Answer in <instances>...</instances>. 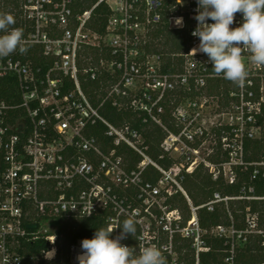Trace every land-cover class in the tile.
Listing matches in <instances>:
<instances>
[{
    "label": "built area",
    "instance_id": "obj_1",
    "mask_svg": "<svg viewBox=\"0 0 264 264\" xmlns=\"http://www.w3.org/2000/svg\"><path fill=\"white\" fill-rule=\"evenodd\" d=\"M23 2L30 24L23 46L38 51L41 62L12 54L0 58V85L8 81L17 86L11 103L0 97V264L54 260L57 235L45 225L98 212L107 213L110 228L134 216L137 232L121 243L134 254L146 244L155 245L166 264H181L186 253L191 254L186 264H204L202 255L212 253L209 242L215 239L224 247L216 264H239V255L254 243L264 249L260 215L247 208L236 218L231 205L264 198L216 193L208 209L223 203L228 224L203 229L198 208L182 186L184 174L155 162L144 135L150 127L164 133L160 160L173 150L199 155L195 145L217 136L225 159L195 158L188 167L181 164L184 171L192 173L194 166L204 164L214 181L229 185L236 184L237 169L250 171L252 182L264 178V156L260 162L246 160L247 142L263 135L264 66L253 64L245 51L248 76L243 86L217 76L206 54L193 52L199 44L191 35L197 25L196 0ZM101 5L109 10L103 34L93 29ZM181 17L183 26H176ZM241 21L236 13L231 27ZM163 24L187 31V51H155L154 34ZM108 111L130 118L113 123ZM127 151L140 159L135 168ZM150 166L158 173L156 182L147 179ZM247 191L255 192L253 186L243 189ZM179 193L191 209L188 221L172 206ZM29 225L38 228L28 230ZM120 231L114 229L113 238ZM39 239L48 242L54 258L21 254L23 243ZM81 241L71 248V264H78Z\"/></svg>",
    "mask_w": 264,
    "mask_h": 264
},
{
    "label": "trees",
    "instance_id": "obj_2",
    "mask_svg": "<svg viewBox=\"0 0 264 264\" xmlns=\"http://www.w3.org/2000/svg\"><path fill=\"white\" fill-rule=\"evenodd\" d=\"M23 0H0V14L8 13L13 15L15 24L11 27L18 28L23 32V38L26 37V30L29 29L30 24L26 20L23 11ZM85 6V4H84ZM91 5H87L89 8ZM109 18V10L107 7L101 5L95 10V19L93 22V29L103 34ZM155 51H162L165 54L182 53L188 50V33L186 30L181 32L169 30L168 24H163L157 29L154 34ZM26 51L21 53L19 50L12 53L17 58L23 60H32L35 64H40L41 58L39 52L30 47H26ZM86 87V86H85ZM94 88L97 85H93ZM219 84L215 88H218ZM17 93V86L14 82L3 81L0 85V97L7 100L9 103L13 101ZM109 112V111H108ZM107 117L113 122H121L125 118H130L128 114H120L117 111H110L107 113ZM263 125L262 138L256 141H250L246 144L248 162H260L264 156V119L261 121ZM172 131H175L171 127ZM145 137L149 145V156L158 164L170 168L172 165L169 160H160L161 156V131L157 127H153L150 132H146ZM126 151V149H125ZM127 157L130 159V166L135 168L140 162L133 152L127 151ZM203 165L193 171L191 174L184 172V180L182 186L192 201L194 207L198 208L197 215L198 220L203 229H211L220 224H228V218L225 212L224 204L219 203L215 205L214 211L208 209L207 204L214 200L216 193L221 194L222 197H256L264 198V178L259 176L255 181L250 180V171L242 172L238 171V180L236 184H226L223 179L214 181L210 174L203 173ZM159 176L155 168L150 166L147 171V179L156 182ZM250 186L254 188V194L243 192V189L247 190ZM233 207V213L236 218L240 217L238 211H245L247 208L251 209L252 213H258L261 219L264 218V200H240L231 203ZM235 205H240V208H234ZM172 206L179 208L183 213L185 221L191 218V209L188 201L182 193H179L172 200ZM244 217V215H243ZM240 219V218H239ZM59 230L57 232V253L56 257L52 261L41 260L40 264H71L70 253L71 248L79 240L85 238L91 239L97 228L109 227L107 213L98 212L91 218L87 219H71L68 222L59 221ZM110 228V227H109ZM213 251L210 254L202 255V262L204 264L219 263L220 258L224 255L223 244L221 241L215 239L209 242ZM183 247L188 246L183 244ZM49 244L45 239H39L35 242L23 243L21 254L27 255L30 258H41L45 251H49ZM189 262V260H188ZM264 262V249L260 243H254L249 245L239 255V264H262Z\"/></svg>",
    "mask_w": 264,
    "mask_h": 264
},
{
    "label": "clouds",
    "instance_id": "obj_3",
    "mask_svg": "<svg viewBox=\"0 0 264 264\" xmlns=\"http://www.w3.org/2000/svg\"><path fill=\"white\" fill-rule=\"evenodd\" d=\"M196 5L193 19L197 25L191 35L199 39V44L193 52L206 54L217 76L243 86L248 76L243 52L251 54L253 64L264 66V0H196ZM236 13L241 14L242 21L231 27ZM14 24L13 15L0 14V58L17 50L26 51L23 32L11 27ZM175 24L183 26V18H177ZM116 228L121 231L113 238ZM136 232L134 216L115 228H97L91 239L81 241L78 264H166L162 250L155 245L146 244L134 254L131 247L121 243ZM44 256L51 260L54 251H45Z\"/></svg>",
    "mask_w": 264,
    "mask_h": 264
},
{
    "label": "rangeland",
    "instance_id": "obj_4",
    "mask_svg": "<svg viewBox=\"0 0 264 264\" xmlns=\"http://www.w3.org/2000/svg\"><path fill=\"white\" fill-rule=\"evenodd\" d=\"M153 127H150V129L148 130V132H150V130H152ZM164 137V133L161 132V139H163ZM217 136H211L210 138H208L205 142L204 145L200 144H196L195 146H197V148L200 151L199 155H196L193 153V151H190L189 149H184L185 153L182 155V152H175L174 150L169 152L170 155H167L164 160H173V162L171 161L172 165L170 167L174 168L175 171H177L180 174H191V172H187L184 171L181 164L184 165L185 167H188L189 163H191V161L195 158H201V159H205L206 161H210V162H220L222 160L225 159V155L222 153L221 149L219 146H217ZM161 145V144H160ZM183 147V146H182ZM161 149V154L164 155V150L162 149V147L160 146ZM163 150V151H162ZM199 165L194 166L193 167V171H195L196 168H198ZM203 173H208L209 174V169L206 167V165L203 164ZM192 171V173H193ZM226 183V181H225ZM237 202V201H235ZM234 208H240V205H235ZM244 211L240 210L238 211L239 216H241L243 214ZM263 223H264V218L262 219ZM60 225L59 224H55V223H50L45 225V229H47L50 233H54L57 234L58 230H59ZM182 254V253H181ZM186 260L190 261L191 260V254L190 253H186L184 255H181V264H186ZM185 261V262H182ZM32 264H40V261H36L35 263Z\"/></svg>",
    "mask_w": 264,
    "mask_h": 264
},
{
    "label": "water",
    "instance_id": "obj_5",
    "mask_svg": "<svg viewBox=\"0 0 264 264\" xmlns=\"http://www.w3.org/2000/svg\"><path fill=\"white\" fill-rule=\"evenodd\" d=\"M38 228V226L37 225H29L28 226V230H36Z\"/></svg>",
    "mask_w": 264,
    "mask_h": 264
},
{
    "label": "bare ground",
    "instance_id": "obj_6",
    "mask_svg": "<svg viewBox=\"0 0 264 264\" xmlns=\"http://www.w3.org/2000/svg\"><path fill=\"white\" fill-rule=\"evenodd\" d=\"M54 255H55V252H54ZM53 258H54V256H53Z\"/></svg>",
    "mask_w": 264,
    "mask_h": 264
}]
</instances>
